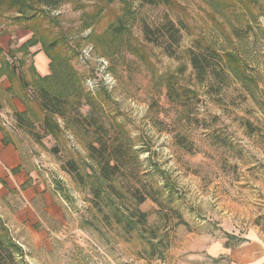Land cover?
<instances>
[{"label": "rangeland", "instance_id": "374dc122", "mask_svg": "<svg viewBox=\"0 0 264 264\" xmlns=\"http://www.w3.org/2000/svg\"><path fill=\"white\" fill-rule=\"evenodd\" d=\"M168 21L171 55L144 36ZM0 35L14 69L29 46L50 60L44 79L15 69L27 111L8 121L52 201L36 222L0 217V264H234L226 251L264 234V0L3 5ZM201 46L223 56L203 80Z\"/></svg>", "mask_w": 264, "mask_h": 264}, {"label": "crops", "instance_id": "0c3cea01", "mask_svg": "<svg viewBox=\"0 0 264 264\" xmlns=\"http://www.w3.org/2000/svg\"><path fill=\"white\" fill-rule=\"evenodd\" d=\"M17 34V47L31 38L24 30ZM5 38V35H0L1 53H9L2 45ZM28 51L31 64L20 62V67L15 69L26 71V67L31 66L33 78L44 79L50 73V60L46 52L37 45L29 46ZM15 69L9 62L0 61V217L5 216L12 223L24 220L31 223L40 218L37 209L42 205L49 213L47 205L52 201L50 193L36 185L38 175L31 150L15 126L9 125L8 119L16 122L17 117L27 111L21 92L23 79ZM226 252L234 264H264V234Z\"/></svg>", "mask_w": 264, "mask_h": 264}, {"label": "trees", "instance_id": "16d2710c", "mask_svg": "<svg viewBox=\"0 0 264 264\" xmlns=\"http://www.w3.org/2000/svg\"><path fill=\"white\" fill-rule=\"evenodd\" d=\"M65 1L67 0H0V7L5 5L7 9L14 11L15 13L19 14V16H24V14L29 11L36 12L38 9H54ZM162 29H165V31H163ZM154 30L161 31L160 36L161 38H163V40H165V45L160 46L163 47L164 51L167 54L171 55L172 53L167 50L168 45L166 46V42H168V40L170 39L174 40V42L176 43L179 41L180 34L178 28H176L171 21H168L166 24H163L159 29H151L149 26H145L144 36L146 40L151 42L155 40L152 37ZM201 48L202 49H200L199 52H194L190 50L189 56L192 69L195 75L200 80H203L207 75L212 72L214 68L209 63V55L214 58L219 65H221L222 63L223 56L209 46H201ZM102 167H109L110 170H112L110 171L111 175H115L117 174L119 164L115 162L113 165H110V162L108 160H105L102 163ZM108 173H103L102 178H109L110 176ZM135 192L139 191L136 190ZM138 198L139 202H142L145 199L144 196H140ZM10 246V243H5L2 239H0V253L6 252L8 256H11L12 250Z\"/></svg>", "mask_w": 264, "mask_h": 264}]
</instances>
